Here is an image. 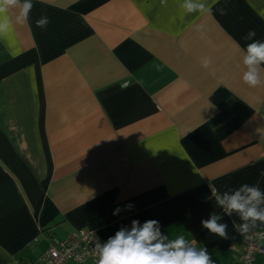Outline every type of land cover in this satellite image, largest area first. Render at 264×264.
Listing matches in <instances>:
<instances>
[{
  "label": "crops",
  "instance_id": "1",
  "mask_svg": "<svg viewBox=\"0 0 264 264\" xmlns=\"http://www.w3.org/2000/svg\"><path fill=\"white\" fill-rule=\"evenodd\" d=\"M31 2L22 24L7 9L0 33V264L150 219L167 242L184 236L234 264L237 227L252 221L216 197L264 194V85L243 82L247 45L264 42V0H192L206 6L194 13L185 0ZM213 214L227 239L202 226Z\"/></svg>",
  "mask_w": 264,
  "mask_h": 264
},
{
  "label": "clouds",
  "instance_id": "2",
  "mask_svg": "<svg viewBox=\"0 0 264 264\" xmlns=\"http://www.w3.org/2000/svg\"><path fill=\"white\" fill-rule=\"evenodd\" d=\"M167 0H162L166 4ZM19 7L20 14L16 18L17 23H25L29 20V14L33 7L31 0H0V33L7 29V21L3 14L7 9ZM183 7L189 13L197 11L203 12L204 3H193L192 0H185ZM222 15L226 12L221 10ZM49 23L47 17H42L36 21L38 28H44ZM256 35L254 30H250L244 37L250 40ZM246 71L243 73V82L251 88L264 85L260 76V65L264 64V42L253 41L247 45L246 53L243 58ZM212 64L211 58L205 57L202 66L208 68ZM242 191L248 195L242 196L241 191L234 195L225 194L223 197L217 196L219 205L224 206L227 213L238 212L244 221H252L255 227L257 221L264 223V210H258L256 204L264 199L257 187L244 185ZM213 195H216L213 193ZM255 202V203H254ZM252 205V206H249ZM128 210L135 206L131 203L125 205ZM121 209L118 207L113 215H118ZM219 216L213 214L210 220L202 221V226L210 233L218 235L223 239L228 238L227 226L219 224ZM249 231L248 223H244L238 229L241 235H246ZM169 237L162 234L161 225L158 220L150 219L141 226L140 221L133 220L130 229L121 228L113 237H109L106 243L96 244L98 262L97 264H215L207 248L196 250L188 247L189 242L184 236H178L167 242Z\"/></svg>",
  "mask_w": 264,
  "mask_h": 264
},
{
  "label": "built area",
  "instance_id": "3",
  "mask_svg": "<svg viewBox=\"0 0 264 264\" xmlns=\"http://www.w3.org/2000/svg\"><path fill=\"white\" fill-rule=\"evenodd\" d=\"M241 240L240 247H233L236 255L234 264H255L258 254H264V231H259L249 226L248 233L244 236L238 232ZM103 241L94 231L81 230L61 242H55L51 247L31 264H97L98 256L96 244Z\"/></svg>",
  "mask_w": 264,
  "mask_h": 264
},
{
  "label": "trees",
  "instance_id": "4",
  "mask_svg": "<svg viewBox=\"0 0 264 264\" xmlns=\"http://www.w3.org/2000/svg\"><path fill=\"white\" fill-rule=\"evenodd\" d=\"M0 52H1V47H0ZM51 247V246H50Z\"/></svg>",
  "mask_w": 264,
  "mask_h": 264
}]
</instances>
